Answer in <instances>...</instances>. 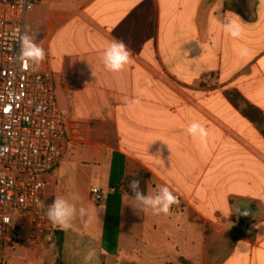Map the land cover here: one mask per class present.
<instances>
[{
	"label": "crops",
	"instance_id": "crops-1",
	"mask_svg": "<svg viewBox=\"0 0 264 264\" xmlns=\"http://www.w3.org/2000/svg\"><path fill=\"white\" fill-rule=\"evenodd\" d=\"M228 12L243 22L238 39L221 24ZM38 14L35 37L61 77L71 143L42 198L72 197L87 209L43 245L60 249L51 264H264V133L229 96L238 92L264 116V0H41ZM113 39L132 51L119 73L101 60ZM131 98L140 103L129 107ZM192 121L209 132L206 150L186 131ZM115 153L127 158L128 174H151L147 194L164 185L180 200L155 215L125 197L109 253L107 201L94 202L91 190L114 193ZM21 246L29 245L4 252V264Z\"/></svg>",
	"mask_w": 264,
	"mask_h": 264
},
{
	"label": "built area",
	"instance_id": "built-area-1",
	"mask_svg": "<svg viewBox=\"0 0 264 264\" xmlns=\"http://www.w3.org/2000/svg\"><path fill=\"white\" fill-rule=\"evenodd\" d=\"M40 3L0 1V264L15 246L54 242L57 226L45 214L51 203L42 194L71 149L47 48L33 36L45 60L33 67L18 58L15 30H26L28 15ZM110 194L91 190L97 203Z\"/></svg>",
	"mask_w": 264,
	"mask_h": 264
},
{
	"label": "clouds",
	"instance_id": "clouds-1",
	"mask_svg": "<svg viewBox=\"0 0 264 264\" xmlns=\"http://www.w3.org/2000/svg\"><path fill=\"white\" fill-rule=\"evenodd\" d=\"M224 23H221L224 31L232 38L238 39L241 37L243 28L240 17L233 12H228L225 15ZM15 35L20 44L18 58L26 64L38 67L46 58L44 48H42L28 32L18 26L15 30ZM248 50L241 48L238 50V55L247 56ZM132 51L124 43L123 40L113 39L103 50L101 60L104 68L111 73L122 72L127 65L132 62ZM146 93V89H141L139 96ZM129 107L136 106L140 103L139 98H131L126 101ZM187 133L196 141L202 149H207V139L209 132L204 125L198 121H192L186 128ZM141 181L138 178H132L128 186L134 195L135 200L143 206L145 212L151 211L155 215H168L173 205L179 204L177 196L170 190L169 187L161 185L158 187L154 195L146 194L140 187ZM41 207H44L42 204ZM47 218L54 226L61 230H68L72 227V223L77 218L83 219L87 215V209L83 206H77L70 202L64 196H57L53 202L49 204L45 212ZM247 215L246 212L242 213ZM50 239V237H49Z\"/></svg>",
	"mask_w": 264,
	"mask_h": 264
},
{
	"label": "trees",
	"instance_id": "trees-1",
	"mask_svg": "<svg viewBox=\"0 0 264 264\" xmlns=\"http://www.w3.org/2000/svg\"><path fill=\"white\" fill-rule=\"evenodd\" d=\"M229 96L236 106L240 107V102L241 104H246V107L242 108L243 114L255 123L264 133V116L262 112L246 103L238 92H232ZM127 171V158L119 153H115L113 155L109 182V187L114 190V193L109 195L107 199V214L104 231V248L109 253H116L117 251V233L119 229L123 199L125 197L135 199L128 186L129 181L132 178L140 179V187L147 194L152 179L151 174L144 169H139L133 174H128ZM238 231H242V229L238 228Z\"/></svg>",
	"mask_w": 264,
	"mask_h": 264
},
{
	"label": "rangeland",
	"instance_id": "rangeland-1",
	"mask_svg": "<svg viewBox=\"0 0 264 264\" xmlns=\"http://www.w3.org/2000/svg\"><path fill=\"white\" fill-rule=\"evenodd\" d=\"M4 1V0H0ZM10 2H14L16 0H6ZM38 7L35 8V10L28 15L27 18V25L26 30L29 35L35 36L39 33V14H38ZM55 83H56V89H57V97H58V103L60 106V110L63 114V112L66 109V99L64 96V92L62 91V82L61 77L59 75H55ZM138 170H135L137 172ZM62 177L61 180L59 179V187H61L62 184ZM88 181H82L81 185L79 186L82 190V202L84 203V206H89L88 198L89 193H85V186L90 187L91 184L87 183ZM70 202L73 203L72 197L68 198ZM128 212V211H127ZM129 215V214H128ZM127 214L125 215V219L128 218L129 222V216ZM23 247L22 250H18L15 253V256L13 257L12 264H51V262H57L58 256H59V247L55 244L52 247H46V246H21ZM27 249V251L25 250ZM48 253V254H47Z\"/></svg>",
	"mask_w": 264,
	"mask_h": 264
},
{
	"label": "water",
	"instance_id": "water-1",
	"mask_svg": "<svg viewBox=\"0 0 264 264\" xmlns=\"http://www.w3.org/2000/svg\"><path fill=\"white\" fill-rule=\"evenodd\" d=\"M246 223H247V217H245V216H241V217H240L239 227H240V228H243V227L246 225Z\"/></svg>",
	"mask_w": 264,
	"mask_h": 264
}]
</instances>
